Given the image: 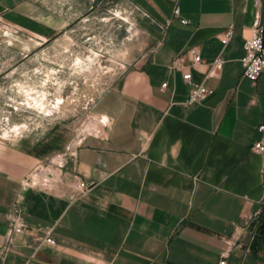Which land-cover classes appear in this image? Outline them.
Returning <instances> with one entry per match:
<instances>
[{"label": "crops", "instance_id": "1", "mask_svg": "<svg viewBox=\"0 0 264 264\" xmlns=\"http://www.w3.org/2000/svg\"><path fill=\"white\" fill-rule=\"evenodd\" d=\"M132 1L162 37L102 95L93 109L105 123L80 138L56 177L41 183L50 153L39 143L0 146V264H216L223 251L227 264H264V153L253 149L264 140V72L251 81L241 64L254 0ZM39 9L0 0V19L27 31ZM218 56L222 69L205 77ZM185 71L213 93L186 103ZM78 180L89 185L83 193ZM11 215L25 229L8 241Z\"/></svg>", "mask_w": 264, "mask_h": 264}, {"label": "rangeland", "instance_id": "2", "mask_svg": "<svg viewBox=\"0 0 264 264\" xmlns=\"http://www.w3.org/2000/svg\"><path fill=\"white\" fill-rule=\"evenodd\" d=\"M26 1L40 7L34 15L40 23L29 18L26 31L0 19V146L12 148L19 139L44 146L50 155L42 174L50 180L62 155L100 128L92 101L148 58L164 27L132 0ZM76 57L81 68L74 64ZM18 83L47 91L52 114L27 108ZM57 97L63 103L54 109ZM14 124L19 133L11 131Z\"/></svg>", "mask_w": 264, "mask_h": 264}, {"label": "built area", "instance_id": "3", "mask_svg": "<svg viewBox=\"0 0 264 264\" xmlns=\"http://www.w3.org/2000/svg\"><path fill=\"white\" fill-rule=\"evenodd\" d=\"M254 5L256 7V11L253 15L251 25L249 28V34L247 37H245L243 42V50L244 55L241 58V64L243 67V75L251 80L255 81L261 73L264 72V25L262 24L261 20V13L258 10V7L260 5L259 0H254ZM173 16L175 18H178L180 23L187 24L189 22L188 19L183 18L180 16L179 8L175 6L173 8ZM233 34V30L231 26L226 27L220 34V41L223 45H225L229 39L231 38ZM187 52L191 54L192 56V63L194 65L196 64H203V60L198 52V50L195 47H189L187 48ZM223 66V59L222 57L218 56L213 61L207 63V71L205 74V77L216 75ZM179 67V63L177 62V59H175L171 65V69H177ZM182 78L185 81V83L188 85V93L186 97V103L191 104L198 101H201L206 96L211 95L213 93V89L206 87L203 83H196L192 80L191 73L189 71H185L182 73ZM166 82L162 84L163 87L166 86ZM103 95V94H102ZM100 95L95 101H92V108L96 105V103L100 100L102 97ZM103 117L99 118V123L104 124L105 122L102 119ZM258 129L262 132H264V124H261L258 126ZM253 149L256 153L263 154L264 153V140H259L254 143ZM71 154V152H69ZM65 156V154L62 155V157ZM60 157V156H59ZM62 163L58 164V167H61ZM34 178H29V183L31 185H37V181H33ZM43 185H47L49 183V180L47 178L43 179L41 181ZM76 190L78 193L85 192L89 185L86 184L82 180H78L76 182ZM16 215L9 218V230L7 233L8 241L10 240V235L13 231H23L25 227L21 224H18L16 222ZM44 240L48 243L54 244L55 241L50 236H45ZM6 249V247H4ZM227 257V251H223L220 253L219 259L216 264H227L226 261Z\"/></svg>", "mask_w": 264, "mask_h": 264}, {"label": "bare ground", "instance_id": "4", "mask_svg": "<svg viewBox=\"0 0 264 264\" xmlns=\"http://www.w3.org/2000/svg\"><path fill=\"white\" fill-rule=\"evenodd\" d=\"M87 59H89V58H87ZM81 62H82V60H81L80 57H76L75 60H74V64L77 65L79 68L82 67L80 65ZM26 86H23L22 84L18 83V88L19 89L17 91L19 93H22L23 95L26 96L27 102H26V100H25V102L27 104V108H30L32 110H37L39 113L43 114L44 116H50L52 114V109H51V106H49L51 104H50V100H49V97H48L49 96L48 92L44 91V90H42V92H40L39 90H33V88H32L33 86L32 85H31L32 87H26ZM29 99L31 101H29ZM62 100H63L62 98H59V97L56 98V102L54 104V109H58L59 104L63 103ZM14 109L17 110L18 107L16 106V107H14ZM19 130H20V127H19L18 124H14L12 126V130L11 131L15 132V134L19 133ZM3 135H4V138H8L10 136L9 135V130H5L3 132ZM57 161L59 162V160H57ZM35 179H36V176L34 177V180Z\"/></svg>", "mask_w": 264, "mask_h": 264}]
</instances>
